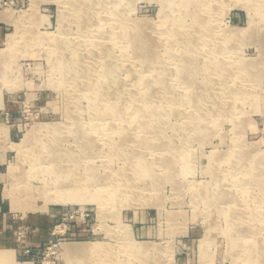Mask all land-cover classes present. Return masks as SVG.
Wrapping results in <instances>:
<instances>
[{"label":"rangeland","instance_id":"1","mask_svg":"<svg viewBox=\"0 0 264 264\" xmlns=\"http://www.w3.org/2000/svg\"><path fill=\"white\" fill-rule=\"evenodd\" d=\"M211 1L179 0L173 7L170 14L183 21L185 38L179 39L162 26L166 0H122L120 17L114 15L115 0H97L83 17L78 0H0V264H237L243 254L235 249L239 215L264 248V51L257 44L264 45V12L255 17L257 30L235 39L224 54L235 66L230 84L258 95L260 104L253 95L239 104L228 95L209 99L208 84L222 87L202 67L192 78L207 101L198 107L180 71L184 42L208 41L197 26H211L222 37L252 19L236 0ZM138 20L144 22L142 36L155 45L146 62L136 58L125 36ZM240 58L249 67L256 62L251 76L240 68ZM109 63L118 70L111 85L104 80ZM162 71L164 82L155 81ZM147 75L153 76L148 86L137 81ZM137 92L153 94L160 110L156 121L149 114L136 118L131 100ZM109 107L125 111L124 118L96 111ZM46 125L57 128L54 148L68 152L63 162L73 164L72 186L84 189L77 194L81 199H55L54 141L39 132ZM26 136L32 140L21 145ZM84 139L93 142L91 160H73ZM117 146L136 155H119ZM138 155L169 162L156 166V188L142 189V173L133 163ZM130 177L140 183V199H127L133 194L123 186ZM209 194L219 195L217 201ZM45 224L52 236L35 246L31 236ZM73 225L81 234L71 236ZM139 226L146 229L141 238Z\"/></svg>","mask_w":264,"mask_h":264},{"label":"bare ground","instance_id":"2","mask_svg":"<svg viewBox=\"0 0 264 264\" xmlns=\"http://www.w3.org/2000/svg\"><path fill=\"white\" fill-rule=\"evenodd\" d=\"M115 1L117 2V5H115V7H114V15L117 17H120V16H122V15H120L122 13L121 8H120V5L122 4V0H115ZM166 1H167V3H165L162 7V13L165 12V14H166V15H164L166 20L164 19L162 26L164 27V29L166 31L171 32L173 34V36H176L179 39H184L185 38L184 35L181 34V33H183L182 32V27H183L182 26L183 25L182 19L178 16H175V14H173V15L170 14V11H171V13H174L175 9L173 7L177 5L179 0H166ZM207 1L211 2L210 6H212L213 1H211V0H207ZM222 1L223 0H218L219 3H222ZM78 2L82 6L81 17H83V16H85V14H88L90 11L93 10L92 5L97 3V0H78ZM209 2H208V6H209ZM236 3L239 5H242L243 7H246L251 12L252 19H251L250 25L248 27L242 28V29L241 28H234L232 30H225V32H223L224 36L222 35V37H221V35H220V37H219L218 33H215L213 31L214 29H211V26L200 25V26L196 27L197 28L196 32L201 39H205L208 41H206L204 44H201V46H200V44L196 45V43H193V45H189L188 42H184V51L182 53V64H181L182 66L180 68V71H181L182 77L186 80V83L189 84L191 91H193V93L191 94V97L193 99L192 101H193L194 106L202 107L203 105H205L207 103L205 98H199L200 97L199 93L196 92V87L194 86L193 80H192V78H194V76L197 73H200L199 70L202 67L204 69V72L206 73V77L210 78L211 76H214L215 78H212L213 79L212 82L218 81V82H220L219 84L222 87L220 91H217L214 88L215 83H212L210 86L208 84L207 88L209 90L208 91L209 95H207V97L209 99H212L215 97L217 100V98L219 99L221 97H225V95H228V96L235 98L237 104H239L240 102L249 100V97L253 95V98H255V105L260 104L257 102V99H256V97H259L258 95H254L253 93L248 91L247 88L245 89V87H243V86H235L236 84H232V85L230 84V82H231L230 78L231 77L229 78L228 76H229L230 69H232L234 65H233V61L228 62L225 60L226 55H224V54H226V51L228 49L231 48V50H232L234 48L233 44H234L235 39L243 40L244 38H246L247 36H249L250 34H252L253 32H255L257 30V24L254 22V20H255V17L257 16V13H259L261 11L264 12V0H236ZM123 6H125V5L123 4ZM3 18H8V17L3 16ZM198 20H199V18L197 17L196 21L198 22ZM126 26H127V24H126ZM143 27H144L143 20H140V21L138 20L136 23V27L133 28V31L131 30V32H130V30H128V32L126 33L125 36L127 39L129 38L130 47H132V49L134 50V54H135L136 58L146 62L150 59V57L152 55L151 54V52H152L151 48H155V45L149 43L148 38L145 39L146 37L144 35H143L144 37L142 36L141 32L143 30L142 29ZM87 30H88V28H87ZM139 30H141V32ZM160 33H161V31H160ZM216 37H218L219 39L221 38L222 41L218 39L214 43L213 46H210L209 40L215 39ZM171 39H174V38L171 37ZM258 39H259L258 37H252V40L254 42L257 41ZM257 44H259V46H261V49L264 51V45L261 44L259 41L257 42ZM196 50L197 51H206L208 53H206V55H203V54L196 55L194 52ZM1 55H2V53L0 52V56ZM227 57L232 58V56H227ZM247 60H243L240 58L239 62L241 63L240 68H242V70H244V72L246 73L245 75L249 77V76H251L252 69L255 67L257 68V65L255 62L254 65L252 64V67H249V65H248L249 62H247ZM254 60H256V58ZM162 65L164 66V64H162ZM106 67H107V70L109 71V77L108 78L105 77L104 80L107 81V79H109L108 81H110V85H111V83H113L112 79L114 77V74L115 73L118 74V72H117L118 70H116L115 65L113 66L110 63ZM133 72H134V70H133ZM133 72L131 73L132 75H133ZM154 72L156 73V71H154ZM201 72H202V69H201ZM159 73L160 74H158V79L157 80L155 79V81L159 80L160 83H163L164 82V80H162L163 79L162 78L163 71L159 72ZM240 74H242V73H240ZM159 76L161 78H159ZM230 76H231V74H230ZM238 80H240V79H238ZM137 81L138 82L140 81L142 84H146L148 86L150 83H152L153 76L150 77L147 75L143 78H140L139 80L137 79ZM209 81H211V79H209ZM102 85L98 89L99 91L103 88ZM105 85H107V84H105ZM110 85H109V87H110ZM147 86H145V87H147ZM96 96L98 97V96H100V94H96ZM152 96H153L152 93L141 92V93H138L137 95H135L133 97V99L131 100V106L136 108V114H137L136 118H138L139 116H143V117L145 116L146 117V114H149L147 116H151L152 119H154V120L160 117V110L155 109L156 107H158L157 104L151 101ZM198 99H200V100H198ZM218 103L216 102L215 104H218ZM219 105L220 104H218V106ZM237 107H239V106L236 105V108ZM194 110H195V108H194ZM96 111L97 112L104 111V112L116 114V117H119V119L124 118V112H125V111L122 112L119 110H113V109H110V107L107 109H104V110L97 109ZM139 112L143 115H140ZM217 114H219V112H217L216 115ZM155 121H154V124H155ZM154 124H152V121H151L148 126L155 128L156 124L155 125ZM148 126H146V127H148ZM41 131H47V133L49 132L50 133L49 136H51L52 140L54 141L52 144H49V147H50L51 152H53V155H54V156H52V160H51V164H52L51 169H52V173L54 175L53 176V182H55V184L57 185V187H56L57 193L55 195V199L56 200H62V201H71V200H75L76 198L81 199L79 197L80 195H77V194L80 193L81 191L83 192L84 189H81V187L72 186L71 180L73 178L71 179V177H72L71 171L73 170V168H72L73 164H71V166H68V163L63 162L64 154H68V152L62 151L63 149H60L59 147L54 148L55 145H59L58 140L60 139V137L57 134V128L55 126L52 127L50 125H46V126H43L41 129H39V132H41ZM32 134L34 135V132H32L31 135ZM31 135L29 134V136H31ZM140 139H138L137 142H139ZM30 140H32V139H30V137L26 136L23 139L21 145H25ZM91 141H92L91 139H84L83 145H82V148H83L82 152L81 153L79 152L76 154L73 152L72 153V159L73 160L77 159V161H84V162L88 161L89 158L91 160V156H92L91 154L93 153L92 152V147H93L92 143L93 142H91ZM114 146H116V145L114 144ZM129 146H131V145H128V147ZM128 147L126 149H122L119 146H117L116 148H117L118 154L119 155H125V156L128 155V153H129ZM168 147H170V146H168ZM134 148H136V147H134ZM130 153L131 154L128 155L129 157L136 155L135 152H130ZM140 156L141 155H138V157H139L138 160L137 161L134 160L133 163L137 167V169L142 173V181L144 183L143 184L144 187L142 189H144L145 187L151 188V189H153L154 187L156 188V186L159 185L155 181V172H157L156 166H158V165L162 166V167L165 166V168H166V167H168L169 162H167V161L157 162V161H153V160H149V159L147 160L145 157H143V156L140 157ZM175 162H176V160H175ZM89 172H90V177L95 179V174L97 173L96 168L91 167V171L89 170ZM170 172H173L172 169L170 170ZM121 178H122V182L128 180V178L126 176H124V177L122 176ZM88 182H90V179L86 180L85 187L90 188L89 185H87ZM123 187L129 189L130 192L133 194V195L128 196L129 197V198H127L128 200L140 199L141 194L138 195V193H137L138 188H141L139 181L135 180L133 182L131 177H130V183L126 184ZM206 193H208V192H206ZM209 193H212V192H209ZM215 193H217V192H215ZM97 196L98 195H95L94 198L97 199L98 198ZM217 197L215 196L213 198V196L210 195L208 199L213 203L214 201L215 202L217 201ZM238 220H239L238 221L239 223H238V229L236 231L237 236L235 238V249L236 250H240V249L243 250V254L238 256L237 264H264V248L262 249V247H261V244H262L261 240L262 239L259 242V239H255L254 237L251 238L252 236H250L247 233V231H248L247 227L248 226L243 225L240 222V220H241L240 215L238 216ZM249 238H251V240ZM139 248L141 249V251H143L142 249H144V247H141V246Z\"/></svg>","mask_w":264,"mask_h":264},{"label":"crops","instance_id":"3","mask_svg":"<svg viewBox=\"0 0 264 264\" xmlns=\"http://www.w3.org/2000/svg\"><path fill=\"white\" fill-rule=\"evenodd\" d=\"M4 31L5 28L3 25H1L0 22V42L3 40V36H4ZM71 231L70 234L72 237L81 234V231L79 228H76V225H73L72 227H70ZM145 227L143 226H139L137 228V236L139 238L143 237V234L145 233ZM52 236L51 233V227L48 224L45 225H41L40 228H38L33 235L31 236V240L34 243L35 246H40L41 244L47 242Z\"/></svg>","mask_w":264,"mask_h":264},{"label":"built area","instance_id":"4","mask_svg":"<svg viewBox=\"0 0 264 264\" xmlns=\"http://www.w3.org/2000/svg\"><path fill=\"white\" fill-rule=\"evenodd\" d=\"M59 227V226H58Z\"/></svg>","mask_w":264,"mask_h":264}]
</instances>
